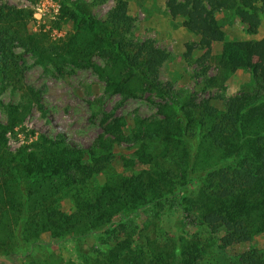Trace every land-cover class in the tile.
Here are the masks:
<instances>
[{
	"label": "rangeland",
	"instance_id": "obj_1",
	"mask_svg": "<svg viewBox=\"0 0 264 264\" xmlns=\"http://www.w3.org/2000/svg\"><path fill=\"white\" fill-rule=\"evenodd\" d=\"M190 1L0 0L13 10L11 27L18 35L10 42L12 74L3 78L0 73V130L5 135L0 139V199L6 204L13 196L21 200L22 191L14 194L16 178L26 179L21 158L44 153L57 139L81 148L95 167L84 185L88 192L121 176L150 172L148 155L140 153L142 144L180 183L174 194L131 210L128 218L111 216L85 236L57 237L47 227L30 233L23 215L18 220L8 206L0 205V264H112L116 248L127 253L120 258L125 264H232L236 255L251 249L264 257V222L252 220L245 234L225 246V228L213 234L201 218L209 197L203 177L221 155L208 146L206 130L224 113L230 97L254 92L250 71L233 64V44L264 42V5L255 0L261 24L251 35L237 16V0L205 2L207 21L223 32L224 41L203 45L184 27L182 14L172 12L173 5ZM121 6L134 19L127 38L151 41L166 55L159 89L110 58L111 46L101 41ZM182 113L194 120V138L165 140L162 124L177 127ZM106 119L119 120L124 139L104 132ZM101 139L110 145L97 150ZM44 183L51 188L63 179L51 177ZM82 189L75 185L37 196L45 202L46 195L57 209L71 213L76 191Z\"/></svg>",
	"mask_w": 264,
	"mask_h": 264
},
{
	"label": "trees",
	"instance_id": "obj_2",
	"mask_svg": "<svg viewBox=\"0 0 264 264\" xmlns=\"http://www.w3.org/2000/svg\"><path fill=\"white\" fill-rule=\"evenodd\" d=\"M237 1L236 13L241 23L248 34H256L261 23L255 0ZM261 1L264 5V0ZM205 2L220 4V0H191L187 5H173L172 12L182 14L184 27L197 35L201 44L223 42V32L207 21ZM12 11L10 7L0 5V73L3 78L12 74L11 64L15 57L10 42L18 37L17 31L11 27ZM14 13L19 15L18 12ZM70 17L77 20L78 16L71 12ZM133 22L126 8L121 6L109 23L110 32L101 41L111 46L110 58H114L148 87L159 89L160 70L166 62V55L151 41L134 42L128 39ZM233 47V64L239 62L250 71L254 92L249 96L230 97L224 113L208 125L204 137L208 146L221 155L203 177L209 197L205 203L208 210L202 213V225L213 234L224 227L225 246L232 245L238 236L245 234L252 220L264 222V42H237ZM161 92L168 96L170 91L162 86ZM181 109L185 110V106ZM179 119L181 121H178L177 127L168 121L162 124L165 140H171L174 136L181 143V140L194 138L192 116L182 113ZM106 120L104 132L114 140L124 139L119 120ZM4 138V130H0V139ZM106 144L109 143L101 139L96 149H104ZM44 148L45 152L40 155L30 153L28 159L21 158L20 164L25 163L23 172L26 179L20 181L16 178L14 185V194L22 191L21 200L16 201L13 196L6 204L0 199V205L8 206L18 220L21 215L24 216L30 233L47 227L57 237L93 234L111 216L128 218L126 213L131 210L153 205L174 194L180 187L175 176L149 155L145 144L140 146V153L148 155L150 172L142 171L132 177L121 176L119 181L105 183L98 190L90 192L84 189V185L96 170L85 159L81 148L69 147L63 139H57ZM7 168L12 170L10 166ZM51 177L62 178L63 184L45 187L44 182ZM75 185L77 188L83 186V189L76 191L71 213L57 209L46 195L45 202L38 199L37 194L44 191L57 193L75 188ZM185 212L188 213L187 210ZM116 249L118 253L111 260L112 264H118L117 258L121 262L124 261L120 260L121 257H127V253L123 255L122 250ZM127 264H131V261L128 260ZM232 264H264V257L256 249H251L236 255Z\"/></svg>",
	"mask_w": 264,
	"mask_h": 264
}]
</instances>
